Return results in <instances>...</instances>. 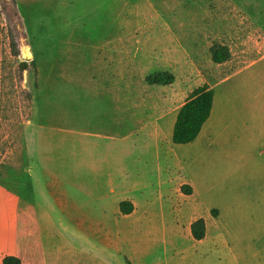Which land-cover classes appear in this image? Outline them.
<instances>
[{"label": "rangeland", "instance_id": "374dc122", "mask_svg": "<svg viewBox=\"0 0 264 264\" xmlns=\"http://www.w3.org/2000/svg\"><path fill=\"white\" fill-rule=\"evenodd\" d=\"M220 46L230 57L216 62ZM204 84L217 109L225 93V118L207 149L177 145L169 118ZM259 89L264 0H0V264H264V174L225 167V136L239 147L264 104ZM156 122L167 135L153 173L160 199L140 205L155 193L146 177ZM69 128L79 157L69 158ZM96 168L140 201L129 216L117 209V232L75 188L101 186ZM188 179L193 196L181 190ZM200 217L206 236L195 241Z\"/></svg>", "mask_w": 264, "mask_h": 264}, {"label": "crops", "instance_id": "0c3cea01", "mask_svg": "<svg viewBox=\"0 0 264 264\" xmlns=\"http://www.w3.org/2000/svg\"><path fill=\"white\" fill-rule=\"evenodd\" d=\"M256 94L261 96L262 94H264V89L257 90ZM222 97H223L224 102L222 103L221 108L217 109L216 93L214 92V99H213V106H212L211 114L209 118L206 120V122L203 124L201 131L199 135L197 136V138L192 142L185 143V144H177V145H188V144L190 145L196 144V145H201V146L205 145L207 149L206 144L210 143V141L208 140L212 137L213 128L219 121L220 115L222 114L223 118H225L224 117L225 115V93H223ZM254 111H255V114H254L255 118L249 121L250 125L247 126V128L245 129L244 135L241 138H239L238 140L239 147L236 146V148L234 149L231 146L230 139H228L225 136V167L227 168L226 169L227 174H238L241 176H250L249 180L252 179V176L253 178H255L256 176H260L264 174V160L262 159V157H264V104H257ZM176 115H177V111L173 113L171 117L169 118V127L167 128V130H169L168 136L169 134H172ZM138 125H139V122H138ZM145 127L146 126H144L143 123L141 122V125L135 128V133L138 135L141 131L145 129ZM138 129H139V132H138ZM164 130L165 129L163 128L161 131V125L159 124V122H156L154 124L153 131L149 133V130H148L147 132L148 138L149 140L150 139L152 140L153 146L155 147V152H156L155 156L153 157L152 164L148 167L147 177H146V180H147L146 183L155 188L154 189L155 193L153 194L154 196L152 198L146 199L145 202H140L137 198H134L130 195L120 197L119 196L120 191L121 190L126 191L128 187H125L123 183L120 186L117 185L116 173L112 171L111 169H108L107 172H104L103 170L101 171L100 168L95 169V174L97 176L101 175L104 179L103 184L101 185L102 187L99 184L97 185L94 184V187H91L93 186L91 184L84 185V184H81L80 180H78V182L75 183V188L80 191L82 190L81 192L85 193L84 196L86 195L90 200H99L100 209L103 213L102 217L107 223L111 224V222H113V227L115 229L114 232L118 231V227L116 224L117 220H115L117 219V216H115V213L117 212L118 208L120 210V202L129 201L133 205V210L130 213H123L125 216H129L133 211H135L139 202H140V205L147 204L149 200L156 202L155 205H158L159 203L158 201L160 199V194L157 195V193H158V189L160 188L162 184H160L159 182V177L156 178L155 176H153V173L154 174L155 172L159 173L160 169L165 164L166 159H167L166 157L167 153L165 151L166 148L161 143L162 135L167 136ZM78 131L79 130H75L72 128L68 129L67 134H69V136L71 137V141L73 142L72 147L69 150V158L79 157L82 154L81 149L78 148V146L75 144V142H78V140H81V135H79ZM244 142L248 146V152L244 150V147L243 148L240 147V144ZM169 145H172V144H169ZM171 148H173V146ZM171 148H169L171 152L169 151L168 154L174 155V162H175L176 159L178 160V154L177 152L172 151ZM70 171H72L71 172L72 175H77V174L80 175V169L74 165L71 166ZM149 175H150V178H149ZM151 181H154V184H152ZM188 181L190 183L188 185L192 188V191L191 193H187V194L185 193V194L189 196H193V194L196 192V188H195V185H193V183L189 179ZM71 198L74 201H76L74 194H71ZM119 199L121 201L118 203ZM112 208H113L114 214H110ZM205 225H206V221H205ZM129 228H126V229H129ZM203 239L195 240V241H202ZM151 264H161V262L159 263L153 262Z\"/></svg>", "mask_w": 264, "mask_h": 264}, {"label": "trees", "instance_id": "16d2710c", "mask_svg": "<svg viewBox=\"0 0 264 264\" xmlns=\"http://www.w3.org/2000/svg\"><path fill=\"white\" fill-rule=\"evenodd\" d=\"M212 47V56L216 62H222L230 57L228 48ZM214 90L204 84L195 88L188 99L179 108L173 125L172 142L185 144L194 141L199 135L203 124L209 118L213 106ZM184 193H191L192 188L188 185L182 186ZM122 213H130L133 205L129 201L120 202ZM191 235L194 240H201L206 234V225L202 217L190 224ZM5 264H20L18 256H8L4 259Z\"/></svg>", "mask_w": 264, "mask_h": 264}]
</instances>
